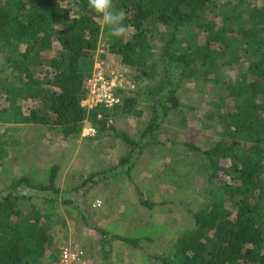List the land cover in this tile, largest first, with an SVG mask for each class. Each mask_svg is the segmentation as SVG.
<instances>
[{"label":"trees","instance_id":"16d2710c","mask_svg":"<svg viewBox=\"0 0 264 264\" xmlns=\"http://www.w3.org/2000/svg\"><path fill=\"white\" fill-rule=\"evenodd\" d=\"M120 9L131 33L116 38L88 0H0V123L7 125L0 134V164L7 167L4 161L22 124L58 129L69 139L81 135L88 122L96 134L114 131L133 152L137 143L111 120L143 116L148 109L142 140L153 137L174 112L179 124H186L182 113L192 107L181 101L178 90L194 82L209 94L211 108L202 120L222 131L208 150L186 145L204 155L208 178L220 177L222 184L195 211L194 225L179 231L173 249L155 258L159 264H264V3L113 0V10ZM153 21L162 31L154 33ZM102 37L114 61L135 69L134 86L118 91L122 101L114 107L89 110L83 105L86 84ZM157 40L165 57L161 69ZM58 172L53 165L45 182L27 172L13 178V189L25 185L51 192L40 202L0 189V264L58 262L62 247L52 232L59 215ZM27 198L33 203L20 202ZM97 232L108 233L101 227ZM147 236L115 233L111 238L140 248L142 240H151Z\"/></svg>","mask_w":264,"mask_h":264},{"label":"rangeland","instance_id":"374dc122","mask_svg":"<svg viewBox=\"0 0 264 264\" xmlns=\"http://www.w3.org/2000/svg\"><path fill=\"white\" fill-rule=\"evenodd\" d=\"M217 1L224 4L237 0ZM250 1L257 5L264 3V0ZM149 25L154 33L163 29L155 21ZM130 33L131 30H127L125 36ZM154 46L161 69L165 65L161 43L157 40ZM97 62L104 63L109 70L125 73L131 83L126 88L134 86L130 78L135 69L114 61L104 37L97 49L95 64ZM178 94L183 103L192 107L182 113L188 117V122L185 124L182 120L179 124V113L174 112L162 120L153 137L142 140L150 117L148 109L143 116H117L111 120L116 129L127 133L137 143L133 152L114 131L94 136H84L82 131L78 137L67 139L58 129L20 125L22 131L14 137L10 156L4 161L7 167L0 164V189L7 188L14 194L28 195L40 202V197L50 196L51 192L29 189L25 185L13 189L12 180L27 172L33 180L45 182L50 168L58 165L59 215L52 229L57 247L80 243L92 264L116 261L159 264L155 254L165 255L173 249L179 231L194 225L195 211L207 203L209 192L222 184L220 177L208 178L204 155L186 145L193 144L203 151L220 139L222 127L202 120L204 112L211 108L209 94L194 82L184 83ZM6 127L0 123V134ZM65 199L79 209L65 204ZM97 200L102 201L100 207L95 206ZM20 202L33 203L28 198ZM144 202L155 205L151 208ZM97 227L105 228L107 235L99 234ZM115 233L152 238L142 240L141 247L136 248L112 239Z\"/></svg>","mask_w":264,"mask_h":264},{"label":"built area","instance_id":"2783aa9c","mask_svg":"<svg viewBox=\"0 0 264 264\" xmlns=\"http://www.w3.org/2000/svg\"><path fill=\"white\" fill-rule=\"evenodd\" d=\"M88 93L83 101L87 109L97 106L106 108L114 107L122 101L118 93L120 89H126L131 83L125 73L109 70L102 62L95 64L91 77L87 81ZM97 129L90 123H86L83 130L84 136L96 135ZM95 206L100 207L102 201L97 200ZM55 264H92L88 258L86 249L76 242H70L61 248L59 260Z\"/></svg>","mask_w":264,"mask_h":264},{"label":"clouds","instance_id":"9594fccd","mask_svg":"<svg viewBox=\"0 0 264 264\" xmlns=\"http://www.w3.org/2000/svg\"><path fill=\"white\" fill-rule=\"evenodd\" d=\"M88 7L99 18L109 35L116 38H123L127 34L125 20L127 17L123 9L113 10V0H88Z\"/></svg>","mask_w":264,"mask_h":264}]
</instances>
